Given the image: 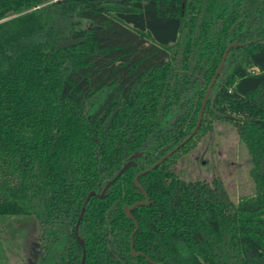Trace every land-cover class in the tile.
Wrapping results in <instances>:
<instances>
[{
  "label": "trees",
  "instance_id": "trees-1",
  "mask_svg": "<svg viewBox=\"0 0 264 264\" xmlns=\"http://www.w3.org/2000/svg\"><path fill=\"white\" fill-rule=\"evenodd\" d=\"M231 42L197 132L139 176L136 230V175L192 132ZM221 121L253 164L237 202L176 169ZM16 216L36 264H264V0H0V232Z\"/></svg>",
  "mask_w": 264,
  "mask_h": 264
},
{
  "label": "rangeland",
  "instance_id": "rangeland-1",
  "mask_svg": "<svg viewBox=\"0 0 264 264\" xmlns=\"http://www.w3.org/2000/svg\"><path fill=\"white\" fill-rule=\"evenodd\" d=\"M252 166L247 146L235 125L221 121L179 158L176 169L187 181H221L237 202L243 196L255 194ZM15 220L17 227L12 234L0 232L1 264H34L40 251L39 221L31 216H16Z\"/></svg>",
  "mask_w": 264,
  "mask_h": 264
},
{
  "label": "water",
  "instance_id": "water-1",
  "mask_svg": "<svg viewBox=\"0 0 264 264\" xmlns=\"http://www.w3.org/2000/svg\"><path fill=\"white\" fill-rule=\"evenodd\" d=\"M236 44H239L237 42H231L228 47L226 48L225 52H224V55L220 61V64L213 76V78L211 79V82L210 84L208 85V88L205 92V95H204V98L202 100V105H201V109H200V113H199V117H198V121H197V124L196 126L194 127V129L192 130V132L188 135L187 138H185L182 142H180L179 144H177L175 147H173L169 152H167L165 155H163L155 164H153L152 166L142 170L141 172H139L136 177H135V184L141 188L144 193H145V196H146V201H137L135 202L134 204H132L130 207H127L125 206V211H126V214L132 218L135 222H136V230L138 229L139 227V224H138V221L135 219V217L132 215L131 211L132 209L137 206V205H141V204H149V195L147 193V191L140 185L138 179H139V176L141 174H144V173H147L151 170H153L154 168H156L157 166H159L162 162H164L169 156H171L175 151H177L181 146H183L190 138H192L194 136V134L197 132V130L199 129L200 125H201V122H202V119H203V115H204V110H205V107H206V103H207V100H208V96L212 90V87L213 85L215 84L216 80H217V77L224 65V62L227 58V55H228V52L230 50V48L233 46V45H236ZM230 117H234V116H230ZM142 154L141 151H138L136 152L135 154H133L132 158L130 160H128L126 163H124V165L121 167V169L118 171V173L111 179L108 181V183L106 184V186L104 187L103 191L101 193L98 194L99 197H105V191L107 190V188L120 176L124 173V171L132 164H135V158H137L138 156H140ZM94 194H97L95 191H91L88 198L91 196V195H94ZM84 209H85V206L83 207L82 209V213L80 215V219L83 215V212H84ZM80 219L77 223V227L79 225V222H80ZM134 234H135V231L131 234V252L134 256H137V255H145L143 252H136L135 249H134V242H133V237H134ZM78 239L79 241L81 242V244L83 245L84 247V240L83 238H81L80 236H78ZM85 257H86V252H85V249H84V253H83V258H82V262L81 264H85ZM157 264H164V263H157Z\"/></svg>",
  "mask_w": 264,
  "mask_h": 264
},
{
  "label": "flooded vegetation",
  "instance_id": "flooded-vegetation-1",
  "mask_svg": "<svg viewBox=\"0 0 264 264\" xmlns=\"http://www.w3.org/2000/svg\"><path fill=\"white\" fill-rule=\"evenodd\" d=\"M38 255V254H37ZM37 255H36V258H37ZM36 258H35V260H34V264H36Z\"/></svg>",
  "mask_w": 264,
  "mask_h": 264
}]
</instances>
